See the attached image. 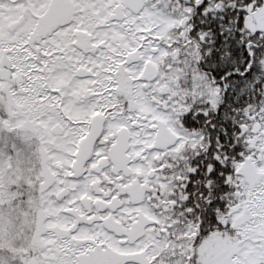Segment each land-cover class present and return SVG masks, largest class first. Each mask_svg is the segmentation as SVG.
<instances>
[{
  "label": "snow or ice",
  "instance_id": "6c2138e0",
  "mask_svg": "<svg viewBox=\"0 0 264 264\" xmlns=\"http://www.w3.org/2000/svg\"><path fill=\"white\" fill-rule=\"evenodd\" d=\"M0 264H264V0H0Z\"/></svg>",
  "mask_w": 264,
  "mask_h": 264
}]
</instances>
